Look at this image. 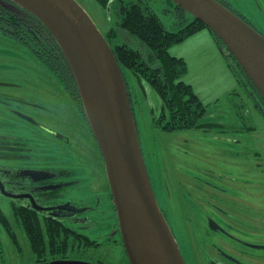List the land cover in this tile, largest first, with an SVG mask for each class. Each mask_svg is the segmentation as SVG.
I'll list each match as a JSON object with an SVG mask.
<instances>
[{
    "label": "rangeland",
    "instance_id": "obj_1",
    "mask_svg": "<svg viewBox=\"0 0 264 264\" xmlns=\"http://www.w3.org/2000/svg\"><path fill=\"white\" fill-rule=\"evenodd\" d=\"M77 1L112 44L127 43L138 50L149 64L158 65L146 45L135 35L118 30L117 35L110 36V29L118 28L120 21L118 1L107 8L96 0ZM124 1L149 6L172 31L191 20L187 14L188 20L184 21L171 0ZM222 1L245 19L257 21L264 27V21L257 18L258 3L263 5L264 0ZM169 51L173 56L186 59L188 70L183 79L193 86L207 107L203 122H216L223 126L178 131L156 127L153 119L162 109L160 96L145 77H139L128 69H125V75L132 93L144 159L160 208L170 217L171 229L188 264H193L194 248L198 246V255L202 258L199 257V260L201 264H206L210 252L204 249L203 244L213 250L219 247L225 256L232 257L217 241L221 239L209 234L206 229L204 218L223 216L217 211L219 207L226 211L225 215L231 223L239 224L246 231H259L264 237V110L257 104L260 101H256L254 95L248 97L247 92L251 87L244 88L247 92L242 87L235 88L236 71L209 29H203L182 43L173 45ZM34 72L47 70L13 39L0 38V78L37 87L35 84L39 83L38 80L26 78ZM45 74L50 80L56 79L48 76L50 73ZM234 89L237 92L232 93ZM76 119L80 122L78 117ZM0 133L22 137L25 146L34 148L39 159H48L50 166L62 161L81 163L84 159L88 167H85V171L81 169L77 174V183L64 188L61 194L69 197L74 205L97 208L88 212L87 223V220L64 222L74 231L68 236L59 237L55 245L52 244L50 254L39 257L33 252L22 214L4 196H0V207L7 218L6 222L0 220V264H130L120 231H112L118 228L117 214L103 158L100 166L91 160L90 139H84L77 132L78 138L81 137L86 146L77 147V161L71 159L74 154L71 149H67L66 156L62 157L52 136L39 129L31 134L30 128L1 106ZM46 229L47 226H43V230ZM79 234L99 244L88 245L78 237ZM73 237L74 240L71 239Z\"/></svg>",
    "mask_w": 264,
    "mask_h": 264
},
{
    "label": "water",
    "instance_id": "obj_2",
    "mask_svg": "<svg viewBox=\"0 0 264 264\" xmlns=\"http://www.w3.org/2000/svg\"><path fill=\"white\" fill-rule=\"evenodd\" d=\"M172 1L216 34L264 97V35L219 0ZM0 2L35 15L62 49L103 156L131 264H187L157 200L123 71L94 19L77 0ZM0 190L5 196L16 197L1 181Z\"/></svg>",
    "mask_w": 264,
    "mask_h": 264
},
{
    "label": "flooded vegetation",
    "instance_id": "obj_3",
    "mask_svg": "<svg viewBox=\"0 0 264 264\" xmlns=\"http://www.w3.org/2000/svg\"><path fill=\"white\" fill-rule=\"evenodd\" d=\"M11 11L16 14L23 13V10L17 6L11 8ZM257 11V18L264 21V3L263 5L258 3ZM244 20L264 35V27L257 21ZM46 76L45 73H33L26 77L29 80H38L39 83L35 84L34 82V84L36 86L41 84L42 88L14 80L0 81V106L5 111L7 109L14 118H19L21 123L30 128L31 134L39 129L52 136L62 157L66 156L67 149H71L74 151L71 159L76 160L75 155L78 156L77 147L79 149L86 146L81 137L78 138L77 136V132H80L84 139L88 137L92 142L93 159L91 160L96 161V164L100 166L103 156L87 123L83 105L72 99L71 102H68L67 98L72 96L64 88L63 79L60 76L48 75L56 78L52 80ZM49 92L54 93L50 94ZM74 115L80 119V122ZM22 139L16 135L0 133V160H2L0 181L5 190L14 193L16 197L5 196L1 190L0 196H4L11 205L19 208L21 212L28 210L45 223L51 220L62 224H65L64 222L67 220L73 222H85L87 220L85 222L87 223L89 221V218L86 217L88 212L97 208L92 205H74L69 197H64L61 194L64 188L76 184L79 171H85V167H88L84 159L81 163L76 160V164H70L68 160L69 163L62 161L55 166H50L48 159L44 160L43 157L39 159L40 156L35 153L34 148L25 146ZM81 208H89V210L82 213L75 212ZM217 211L223 216L204 218L206 229L209 234H214L222 240L217 241L232 257L225 256L219 247L213 250L212 247L209 248L208 245L203 244L205 248L204 246L202 248L210 252L206 264H264V241H262L264 237H262V233L256 230L253 232L251 229L246 231L239 224L231 223L230 218L225 215L227 214L225 210L219 207ZM163 213L170 224V217L165 212ZM174 219L177 221V216ZM116 225L118 228L112 231L119 232L117 222ZM229 228H232L233 231ZM197 248L200 249V246ZM197 248H194L193 264H201L199 260L201 256L198 255ZM184 259L188 264L185 256Z\"/></svg>",
    "mask_w": 264,
    "mask_h": 264
},
{
    "label": "trees",
    "instance_id": "obj_4",
    "mask_svg": "<svg viewBox=\"0 0 264 264\" xmlns=\"http://www.w3.org/2000/svg\"><path fill=\"white\" fill-rule=\"evenodd\" d=\"M96 1L105 8L112 6L115 1H118L120 21L118 28L110 29L109 34L111 37L117 35L118 30L135 35L146 45L153 59L158 61V65L152 66L143 59L142 54L138 50L131 48L127 43L112 44L111 39H108L105 35L123 71L131 101L132 93L125 75V69L133 71L139 77H145L160 96L162 109L153 119V124L156 127L165 131H178L203 127L211 129L214 126H223V124L216 122H203L207 115V107L194 91L193 86L183 79L188 70L187 62L183 57L171 55L169 51L173 45L182 43L203 29H209L219 41L224 48V53L230 59V65L236 71L241 87L243 89L251 87L250 92L244 90L249 93L247 94L248 97L249 95H254V99L260 101L257 104L262 106L264 110V97L216 34L203 21L195 18L172 0L184 21L188 20L187 14L191 18L189 22L176 31L167 29L160 16L149 6H145L140 2L131 1L127 3L124 0ZM219 1L230 8L227 3L222 0ZM21 9L23 13L16 14L0 2V38L3 40L13 39L19 46L24 47L31 56H34L38 63L47 70V72L36 73H50L54 74V76H60L63 79L64 88L72 96L67 98L69 101L66 99L65 101L71 102L75 100L83 105L73 72L58 42L41 20L28 10ZM231 10L234 11L233 9ZM235 13L238 14L237 12ZM238 15L245 19L244 16ZM0 81H3V79L0 78ZM39 85L37 87L42 88ZM256 95L259 96L260 100ZM85 116L89 124L86 113ZM89 127L91 128L90 124ZM14 208L22 214L33 252L39 257H45L50 254L53 251L52 244L55 245L59 237L74 231L70 226L52 220L46 222L48 225H43L45 222L34 213L28 210H22L21 212L16 206ZM0 220L2 222L7 221L1 207ZM43 226H47L46 231L43 230ZM78 237L88 245L99 244L96 240H92L86 235L79 234ZM71 239L74 240V237ZM66 241H69V239ZM58 250H61V246L58 247Z\"/></svg>",
    "mask_w": 264,
    "mask_h": 264
},
{
    "label": "crops",
    "instance_id": "obj_5",
    "mask_svg": "<svg viewBox=\"0 0 264 264\" xmlns=\"http://www.w3.org/2000/svg\"><path fill=\"white\" fill-rule=\"evenodd\" d=\"M195 35V34H194ZM193 36V35H192ZM190 38V37H189ZM186 60V59H185ZM228 66V65H227ZM230 69V68H229ZM231 72V71H230ZM227 75V74H226ZM230 75H233L232 73L230 74ZM234 76V75H233ZM230 77V76H229ZM234 78V77H233ZM225 80H227V78H226V76H225ZM237 81V86L235 87V88H237V87H241V85H240V83L238 82V79H235V82ZM235 92H237V90L236 89H234L233 91H232V93H235Z\"/></svg>",
    "mask_w": 264,
    "mask_h": 264
}]
</instances>
